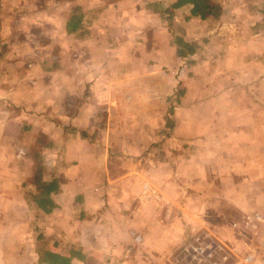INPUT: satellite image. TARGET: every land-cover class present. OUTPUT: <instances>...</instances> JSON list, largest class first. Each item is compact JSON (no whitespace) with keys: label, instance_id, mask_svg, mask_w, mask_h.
I'll list each match as a JSON object with an SVG mask.
<instances>
[{"label":"crops","instance_id":"0c3cea01","mask_svg":"<svg viewBox=\"0 0 264 264\" xmlns=\"http://www.w3.org/2000/svg\"><path fill=\"white\" fill-rule=\"evenodd\" d=\"M154 1L0 0V215H22L0 264H168L200 230L225 245L211 192L264 216V0H219L207 21ZM175 43L194 60L177 94L170 75L147 78ZM148 79L158 91L142 93ZM38 166L56 185L47 212Z\"/></svg>","mask_w":264,"mask_h":264},{"label":"built area","instance_id":"2783aa9c","mask_svg":"<svg viewBox=\"0 0 264 264\" xmlns=\"http://www.w3.org/2000/svg\"><path fill=\"white\" fill-rule=\"evenodd\" d=\"M155 194L148 183L142 182L141 195L147 197L146 200ZM228 226L250 246L243 256L235 254L206 230L190 231L169 256L168 264H264V216L258 212L245 213ZM132 242L139 245L140 237L133 235Z\"/></svg>","mask_w":264,"mask_h":264},{"label":"rangeland","instance_id":"374dc122","mask_svg":"<svg viewBox=\"0 0 264 264\" xmlns=\"http://www.w3.org/2000/svg\"><path fill=\"white\" fill-rule=\"evenodd\" d=\"M164 0H155L154 1V4H157V7L156 9H158V12L159 14H163L164 13V10H165V7L163 6L164 4ZM183 15L182 13L180 14V16ZM159 26H161L159 24ZM158 33H160V31L158 30ZM157 37H159L158 39H161L163 38L164 39V36H161V35H157ZM168 42V41H167ZM178 42V41H176ZM167 44V43H166ZM176 44V45H175ZM174 45L175 46H172L173 49H174V58L172 59L173 63L171 66L169 67H166L167 65H165V63H163V60H160L158 58V60L156 61V63L158 64V68H157V71L158 72H155V73H152L151 75L152 76H147V78L150 79L151 82H154L155 80H160V79H165V74H168L170 75L171 77L174 78V80L176 81L175 83H177V86L175 87V90L177 91V89H181L180 87H178V84H181L182 80H181V76H187L188 72H186L185 68H187V66L191 65L192 62H194V60L188 58V57H185V54L183 52V48L184 47L182 44L180 43H175ZM161 54H159L158 56H160ZM156 69V68H154ZM184 73V74H183ZM167 75V76H168ZM141 79H144V78H141ZM149 79L148 81L146 82L147 83V86H144L142 88V93H148L149 91V87L150 89H154L153 87H155V90H159V86H157V82L156 84H153L152 86L149 85ZM125 89V93L128 94H132L134 92L133 89H129V88H125L124 86H121L120 89ZM129 89V90H127ZM175 91V94L178 93V91L176 92ZM139 90H136V93L139 94ZM151 92V91H150ZM174 93L172 95H175ZM125 105V104H124ZM153 151V150H152ZM150 151V153L152 152ZM154 153V151H153ZM212 187L210 186L207 187V189H211ZM204 190L206 189L203 188ZM219 190H224V189H219ZM222 198H219V197H214L213 196V192L211 193H208V196L203 199L205 202H206V205H207V209L210 210V213H207L206 214V218L210 220V222L214 223L215 227H214V231L216 232V234H220L221 235V240L222 242L225 244V245H228L229 246V240L226 239L228 235L227 231L225 230L224 226H226V224H228L230 221L232 220H236L238 218V215H236L233 210L229 207V204L228 202H226V199H222ZM154 203H157V204H162L164 203L163 200L162 202H158L157 199H153ZM222 201V202H221ZM166 205L163 204L161 205L162 207H164ZM22 220V215L16 213V214H13V213H9V214H1L0 215V259L4 260V261H7L8 259V256H10L12 254V252L15 250V247H14V244H15V241H16V238H17V226H18V223ZM14 223V226L13 227H10L12 224ZM225 238H224V237ZM230 248V246H229ZM228 248V249H229ZM233 252L235 254H237L238 256H243L245 254L246 251H244L243 249H241L240 247L238 248H232ZM174 251H176V249H174ZM11 259H12V255H11ZM162 262L164 264H167L166 262H164V259L162 260ZM163 263H157V264H163ZM8 264V263H7ZM10 264H15V263H12V260H10Z\"/></svg>","mask_w":264,"mask_h":264},{"label":"trees","instance_id":"16d2710c","mask_svg":"<svg viewBox=\"0 0 264 264\" xmlns=\"http://www.w3.org/2000/svg\"><path fill=\"white\" fill-rule=\"evenodd\" d=\"M171 4H168L170 10H176L181 7H187L188 18H194L201 21H207L209 19L218 17L222 14V6L219 0H172ZM43 167H36L34 174L32 175V184L35 188L36 194L33 197L34 204L41 210L47 212L51 207V203L48 200L50 192L56 191V185L54 181H42L41 174L43 173Z\"/></svg>","mask_w":264,"mask_h":264}]
</instances>
